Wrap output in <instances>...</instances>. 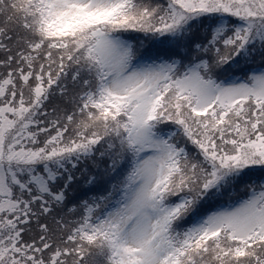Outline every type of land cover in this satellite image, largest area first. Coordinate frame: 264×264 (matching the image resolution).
I'll return each instance as SVG.
<instances>
[{
	"label": "snow or ice",
	"instance_id": "obj_1",
	"mask_svg": "<svg viewBox=\"0 0 264 264\" xmlns=\"http://www.w3.org/2000/svg\"><path fill=\"white\" fill-rule=\"evenodd\" d=\"M0 264H264V0H0Z\"/></svg>",
	"mask_w": 264,
	"mask_h": 264
}]
</instances>
